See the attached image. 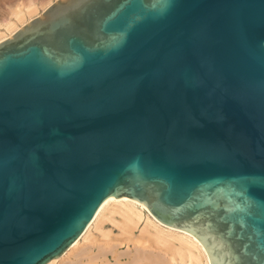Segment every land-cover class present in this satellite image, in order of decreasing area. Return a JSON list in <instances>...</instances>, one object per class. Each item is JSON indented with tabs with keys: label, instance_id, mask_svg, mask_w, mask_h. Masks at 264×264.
<instances>
[{
	"label": "water",
	"instance_id": "water-1",
	"mask_svg": "<svg viewBox=\"0 0 264 264\" xmlns=\"http://www.w3.org/2000/svg\"><path fill=\"white\" fill-rule=\"evenodd\" d=\"M108 198L264 264V0H58L0 42V264Z\"/></svg>",
	"mask_w": 264,
	"mask_h": 264
},
{
	"label": "bare ground",
	"instance_id": "bare-ground-1",
	"mask_svg": "<svg viewBox=\"0 0 264 264\" xmlns=\"http://www.w3.org/2000/svg\"><path fill=\"white\" fill-rule=\"evenodd\" d=\"M50 0H0V42L13 35ZM49 6V5H48ZM47 6V7H48ZM4 31V33L1 32ZM119 213L117 233L92 238L107 216ZM143 221L142 227H139ZM137 231V232H136ZM125 246L124 252L119 247ZM48 264H211L203 245L192 235L159 223L141 204L108 198L82 236L66 253Z\"/></svg>",
	"mask_w": 264,
	"mask_h": 264
},
{
	"label": "rangeland",
	"instance_id": "rangeland-1",
	"mask_svg": "<svg viewBox=\"0 0 264 264\" xmlns=\"http://www.w3.org/2000/svg\"><path fill=\"white\" fill-rule=\"evenodd\" d=\"M56 1H58V0H50V2L45 6L46 8H42V7L39 6V9H37V12L30 19L27 20V23L30 22L31 20L39 17L48 7H50L51 5H53ZM27 23H25V24H27ZM1 32L4 33L3 30H1ZM119 221H120V215L117 212L116 213H113L112 215L107 216V218L103 221V223L101 225V228L99 230L91 229L92 238H94V237H95L94 239L99 238L101 236V234H106L109 231H112V233L114 235H116V233H117V227L115 225H117ZM142 224H143V221H141L139 227H142ZM125 250H126L125 246L119 247V251L120 252H124Z\"/></svg>",
	"mask_w": 264,
	"mask_h": 264
}]
</instances>
